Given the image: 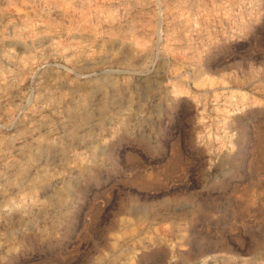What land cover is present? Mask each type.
I'll return each instance as SVG.
<instances>
[{
  "label": "rangeland",
  "instance_id": "374dc122",
  "mask_svg": "<svg viewBox=\"0 0 264 264\" xmlns=\"http://www.w3.org/2000/svg\"><path fill=\"white\" fill-rule=\"evenodd\" d=\"M0 264H264V0H0Z\"/></svg>",
  "mask_w": 264,
  "mask_h": 264
}]
</instances>
